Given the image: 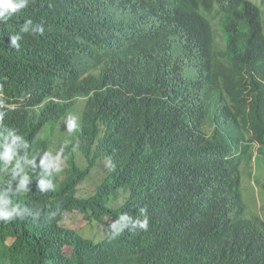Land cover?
<instances>
[{"label":"trees","instance_id":"1","mask_svg":"<svg viewBox=\"0 0 264 264\" xmlns=\"http://www.w3.org/2000/svg\"><path fill=\"white\" fill-rule=\"evenodd\" d=\"M80 97L91 158H70L59 177L40 133ZM257 154L264 28L253 1L29 0L0 21V207L20 213L0 220V264H264V216L241 198V165ZM100 156L107 180L78 194ZM118 190L127 196L110 208ZM142 207L146 230L134 223ZM70 214L110 218L105 237L62 226Z\"/></svg>","mask_w":264,"mask_h":264},{"label":"rangeland","instance_id":"2","mask_svg":"<svg viewBox=\"0 0 264 264\" xmlns=\"http://www.w3.org/2000/svg\"><path fill=\"white\" fill-rule=\"evenodd\" d=\"M260 6L262 12L263 28H264V4L260 0H251ZM218 42L220 38L218 37ZM85 99L77 98L74 105L71 106L60 120L46 123L42 128L40 137L47 140L51 149V158L54 160V168L58 169L59 177H63L65 169L68 168L70 158H74V163L80 167L88 166V159L91 158L90 153L82 150L79 142V133L81 130L82 109ZM75 119L78 127L72 132L68 131V122ZM256 153V152H255ZM258 155V156H257ZM253 157L248 165H241V198L245 204L248 216H264V154H257ZM109 162L99 157L90 169L89 175L84 178L78 186V194L82 196L92 195L96 188L107 180ZM63 170V172L61 171ZM127 196L120 190L111 194L107 205L110 208H117L121 205ZM111 222L110 218H105L101 223L89 221L85 218V214H70L63 218L61 224L64 227L71 228L78 234L93 242L101 241L107 233V224ZM69 253L70 249L65 248Z\"/></svg>","mask_w":264,"mask_h":264},{"label":"clouds","instance_id":"3","mask_svg":"<svg viewBox=\"0 0 264 264\" xmlns=\"http://www.w3.org/2000/svg\"><path fill=\"white\" fill-rule=\"evenodd\" d=\"M29 0H0V21L8 19L12 14H15L19 12L21 9H24L27 7ZM31 24V20H26L23 27L22 31L27 32L28 31V25ZM18 39L20 37L18 35H11L10 36V41L11 45L19 48V44L17 43ZM68 131L72 132L73 130L77 129L78 125L75 121V119H70L68 122ZM22 139L19 136H13V143L16 142V140ZM13 149L7 145H5V155H7L9 152H11ZM58 171V169H57ZM39 190L41 192H45L52 188V184L50 181H47L45 179H41L38 184ZM24 188V183L22 182L20 184V190H23ZM139 212L143 219H136L134 221L135 224L139 226L141 229H147L148 228V219L147 216L145 215L146 213V208H140ZM20 215L18 209L16 207H13L9 209L7 207V203L5 202L2 207H0V220L3 221H9V218L13 216V214ZM21 219H23V216H21ZM130 217L126 213H122L119 217L118 220L114 223H112L111 227L114 229V235L119 234L123 227H126L125 222L129 220Z\"/></svg>","mask_w":264,"mask_h":264}]
</instances>
